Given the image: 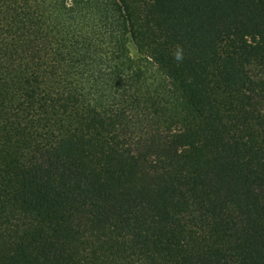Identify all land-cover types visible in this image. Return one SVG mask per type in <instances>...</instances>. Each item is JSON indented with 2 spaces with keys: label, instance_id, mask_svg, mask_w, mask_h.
<instances>
[{
  "label": "trees",
  "instance_id": "16d2710c",
  "mask_svg": "<svg viewBox=\"0 0 264 264\" xmlns=\"http://www.w3.org/2000/svg\"><path fill=\"white\" fill-rule=\"evenodd\" d=\"M0 264H264V0H0Z\"/></svg>",
  "mask_w": 264,
  "mask_h": 264
},
{
  "label": "clouds",
  "instance_id": "9594fccd",
  "mask_svg": "<svg viewBox=\"0 0 264 264\" xmlns=\"http://www.w3.org/2000/svg\"><path fill=\"white\" fill-rule=\"evenodd\" d=\"M173 57H174V59L177 61V62H182V60H183V48H182V46H180V45H177L176 46V50H175V52L173 53Z\"/></svg>",
  "mask_w": 264,
  "mask_h": 264
}]
</instances>
